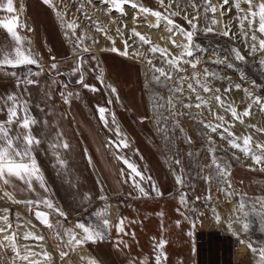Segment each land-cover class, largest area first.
<instances>
[{
  "label": "crops",
  "instance_id": "0c3cea01",
  "mask_svg": "<svg viewBox=\"0 0 264 264\" xmlns=\"http://www.w3.org/2000/svg\"><path fill=\"white\" fill-rule=\"evenodd\" d=\"M17 1L13 0L15 14L19 20L23 16L31 33L26 37L19 28L15 30L24 38L23 49L31 52L38 61V65H33L36 67L33 72L40 71L38 66H44L47 60L58 62L67 59L70 42L51 3L21 0L17 7ZM4 3L6 0H0V5ZM12 15L0 8V20L11 19ZM16 47L11 35L0 25V60L5 57L14 59ZM101 59L102 70L106 73L104 76L111 83L112 79L116 84H119L118 81L123 83L117 87L119 100L99 96L97 105L94 104L95 111L90 108L85 96H71L69 102L65 103L62 97L55 95L46 68L42 67L44 71L41 76L32 77L38 83L28 86L27 91L17 87L18 78H0V87L7 89L0 88V122L7 119V108L11 102L5 104V100L9 94L26 101L30 114L38 121L32 127V134L42 143L35 148L33 155L45 184L42 188L38 181L33 180L32 189L29 190L26 183L10 177V183H2V187L14 201L50 200L55 208L66 213V221L74 223H90L84 219L94 213L93 209L101 211L100 221L107 219L110 222L107 235L102 241L88 243L99 264H155L157 253L154 244L160 239L166 241L164 251L167 257L161 258V264H190L195 241L189 216L176 197L179 187L193 188L198 192V171L202 158L200 155L197 157L192 170L187 163L188 157L181 149L176 153L173 147L171 152L165 151L167 155L157 152L151 140L160 135L158 130L145 125L150 120V114L147 102L139 92L141 82L136 66L119 53L102 51ZM12 72L14 70L0 67L2 77L10 76ZM133 91L136 97L132 96ZM108 100L112 101L110 108ZM97 106L108 109L105 113L107 126L100 120ZM145 116L148 119L142 122L141 118ZM148 124L151 125V121ZM117 125L123 137L117 136ZM6 127L10 129L9 135L14 138L15 146L22 149L25 130L20 127V121ZM17 137L19 139H15ZM113 138L116 141L127 139L129 147L117 149L109 143ZM56 142L69 145L68 149L61 147L56 150L63 165L58 163L57 155L49 147L50 143ZM121 156L134 163L143 175L151 176L150 181H141V187L148 192V196H142L133 186L128 178L129 170L117 158ZM177 159L181 160L183 171L181 165L175 164ZM122 171L124 175H121ZM174 171L182 176V186L177 185ZM136 179L139 180V177ZM248 182L252 186L253 178L250 175ZM153 183L162 195H156ZM32 206L49 211L42 203ZM121 218H125L124 232L118 233L115 225Z\"/></svg>",
  "mask_w": 264,
  "mask_h": 264
},
{
  "label": "snow or ice",
  "instance_id": "6c2138e0",
  "mask_svg": "<svg viewBox=\"0 0 264 264\" xmlns=\"http://www.w3.org/2000/svg\"><path fill=\"white\" fill-rule=\"evenodd\" d=\"M45 4H50V0H43ZM94 0H80V6L77 8V11L81 13V15L87 17V13L83 11L84 6L86 4H93ZM106 5H110L109 11H116L120 12L121 15H126L124 5H130L131 8L139 10L140 13H151L152 16L157 18V23L155 25H151V27H159V22L161 19L167 21V31L171 34L169 39L175 48L180 49L178 54H172L165 48H160L158 45H152L149 48V51L153 54L160 53L163 57L161 63L163 65H167L165 67H157L153 64L151 59H147L145 57V53L140 52L138 49L133 48L132 44H129L128 40H124V50L121 51L117 47L113 46L110 50L112 52H118L121 56H141L147 59V64L149 67V71L152 73L151 79L147 81L146 87H151L153 82L158 85L163 86L169 93V97L167 100L160 95L158 92H153L151 94V99L153 102L154 109H163L164 111H157V115L155 117L157 123V130L164 132V138L168 139V129H167V121L172 120L175 122L177 116L180 115H191V112L188 113L180 112L177 109V105H180L184 109L191 110L193 108V104L191 103V96L188 94L193 93L195 94V98L197 103L195 104L196 108H200L201 106H206L209 101L205 100L200 93L197 91V87L203 89L204 92H211L213 93V98L219 104L220 107L224 108L227 112H230L233 121H239L241 124L244 123V117H247L251 114V109L253 106H259L261 113H264V97L262 96H254L251 91L247 88L244 89V94L246 99L249 101L247 106L244 108L242 112H238L237 108L234 104L228 103L227 98H222L219 88H212L211 85L207 82L206 78L211 77L212 79H226L227 77H222L219 75L217 71H212L207 67H204L203 74L195 71L197 66L204 63L202 57L197 56L196 53L200 50V45L195 44L193 42V38L198 32V24L196 21L204 20L206 22V26L204 31L206 33L214 32V26L219 23V21L215 17V13L217 11L220 12V16L224 18L227 12H230L232 9H235L236 16V26L239 29V33H235L231 27V22H226L224 24V30L222 31L221 35L224 37H228L229 39L236 40L238 38H243L245 42V47L249 49L248 55H255L257 52L264 53V0H222V3L219 5H215L211 3V0H200V3H197V0H188L187 4L181 5L180 0H168V8L170 9L172 5L176 6L175 11H167V14H163L160 11H153L148 7H144L143 5H138L135 0H103ZM165 0H160V4L163 6ZM242 4L247 5V8L241 7ZM192 8L195 14H190L187 9ZM0 8H3L7 13L13 14L11 19L0 20V25L7 32L11 35V38L15 41L17 47L15 48V58L11 59L5 57L3 60H0V67L8 66L10 68H17L23 67L27 65H38V61L33 58L31 52H27L23 49V40L24 38L17 34L16 28H25L26 24L21 22L18 16L15 14L16 9L13 5V0H6V3L0 5ZM20 12H23V7L20 8ZM181 13L184 14V19L188 22L191 27L190 31H186L182 26L175 24L172 17L180 15ZM212 13L213 15L210 17L208 14ZM58 16H61V13L57 12ZM133 21L139 19L138 16L132 17ZM258 24V27L255 25ZM78 27L76 21L70 20L66 23V28L68 32L66 35L71 38L72 36H76L75 29ZM97 30H101L99 25H96ZM123 27H127V25H123ZM31 30V29H29ZM117 34L123 37L124 32L121 30L120 27L116 29ZM260 33V36H257L256 33ZM177 33L184 36L187 43L184 44H177L173 36ZM131 37H137L140 42L143 44H150L149 39L142 35L140 32L136 31L135 28L131 29ZM111 39V37H109ZM251 41V43H249ZM135 43V41H134ZM83 35L78 36L76 38V47L80 49L81 53L88 52L89 49L87 47H83ZM115 44V41H113ZM133 48L132 52H129V49ZM234 57L236 61H244L245 56L241 54V51L233 46L230 49L229 56H224L223 58L217 57L211 60V63L216 65H225L228 68H232L233 64L229 57ZM94 59V57H93ZM84 63L81 60L76 68L73 69V73H79V79L76 81L86 89H89L93 92L99 91V89L95 85H89L84 82V70L82 68V64ZM259 65L264 66V59H260L258 61ZM183 65H188L191 69H193L190 76L188 75H175V73H183L187 70L183 67ZM52 70H57V64H51ZM44 69L41 67L40 71L33 72L29 69L23 78L17 79V87H23L25 91H27L28 86L34 85L38 83V80H34L32 77H39L42 75ZM59 74V73H58ZM11 75L15 76L16 73L12 72ZM203 75V78L201 76ZM99 79V77L97 78ZM191 80L195 83H188L187 90L184 87L185 81ZM56 83V81H53ZM67 87V86H65ZM106 88L111 89V93L113 95H117V89L112 85H105ZM237 90L241 89V84H235L234 86L230 85L228 88H225L224 91L230 92L232 88ZM61 95L64 97V102H69V97L72 96V92H67V95L64 92H61ZM185 99L189 102L185 103ZM11 102V106L7 108V119L5 122H0V181H3L4 184H9L10 177H16L19 180L23 181L27 184L28 189H32V181L36 180L40 183V186L43 188L45 187L44 184V176L40 170V167L37 163L33 152L35 148L39 146L42 141L41 139L37 138L32 134V127L35 126L38 121L30 114L28 103L26 101H20L18 97L14 94L7 95L5 100V104ZM109 104L112 103L111 100L108 101ZM97 110L100 116V120L107 126V119L105 113L108 111L105 107L97 106ZM167 113V114H165ZM22 114V116H21ZM216 120L220 121L219 124H212V123H203V121H199L203 123L204 128L208 129L212 133H216L220 136V138L227 139L229 145L233 149H238L239 151L243 152L246 157L250 156L252 162L255 165L260 166L259 170L264 171V144L257 142L256 149L260 150V154H257L256 150L251 147L252 136L251 135H244V136H237L233 131H231L232 124L228 121H225L223 116L215 115ZM195 119V117H193ZM148 119L147 116L142 117L141 121ZM17 120L20 121V127L25 130V135L23 136L24 147L18 148L15 146V140L13 137L9 135L10 129L6 127V125H11ZM164 122L163 125L161 122ZM46 123V122H45ZM113 123H115V117L113 116ZM227 125V127L225 126ZM250 127H255L251 125ZM219 130V131H218ZM118 137H123V133L121 129L117 125L115 129ZM183 131V130H181ZM257 131H264V129H257ZM227 133V135H225ZM201 136H205L206 133L201 132ZM230 138V139H229ZM15 139H19L18 137ZM187 143H191V137H185ZM210 145L214 144L211 136L207 137ZM110 144L114 145L117 149L120 148H127L129 147V142L127 139H120L118 142L116 141H109ZM171 143V140H169ZM49 147L53 149L54 154L57 155L58 163L63 165V160L60 159L59 153L56 151L59 148L68 149L69 145L65 142L63 144L56 142L50 143ZM211 153V163L206 167L211 169L208 176L205 177L206 181L215 180L217 183H224L228 182V186L231 187V183L228 181V177L230 175V165H226L221 162V158L215 155L216 149L215 147H210ZM189 157L193 155V153H188ZM122 161V163L127 167L128 171V178L132 181L133 186L139 191L142 196H148V192L145 191L143 187H141V181L148 182L152 178L151 176L143 175L137 168L134 163H131L128 159L124 157H117ZM236 159H239L236 157ZM176 165H181V160H175ZM251 170H257L252 168ZM181 171H183V167L181 165ZM175 175L176 183L178 186H182L184 181L182 176L176 174L175 171L173 173ZM121 175H124V172H121ZM139 177V180L136 178ZM127 182V181H126ZM153 191L156 193L157 196L162 195V193L156 188L155 184L152 185ZM223 191V189H221ZM231 195V193H227ZM5 196H8V193H4ZM87 198V197H86ZM210 199L211 197H206ZM9 199L11 197L9 196ZM100 199H104V197H100ZM200 197H197L199 200ZM16 203H26L30 208L33 204H43L47 209L58 213L59 216L66 218V213L59 209L55 208L53 203L50 200H43V201H14ZM180 202L181 204L187 205L188 200L184 193L180 195ZM257 202L260 203L261 208H264V200H260L257 198ZM248 205L244 202L243 198H241V202L238 205V208L234 211L238 213H242L243 217L250 218L252 216L258 217L261 222H264V211H257L255 204L251 205L250 211H245V208ZM5 212L10 210L4 209ZM36 218L41 221L46 226L55 227L54 225L50 224L49 222V213L45 211L37 210ZM93 215L97 218V223H84V222H77L75 224V228L80 230V233L75 232L73 229H65V235L68 236V240L66 241L67 246H79L84 245L89 242H99L105 239L108 229L110 227V222L107 219L100 221V217L102 216V212L97 210L93 213ZM163 215L162 213L160 214ZM4 221V225L0 226V233H4L2 239H0V249H7L11 248V251L14 253L13 264L16 261H19L20 264H39V261L35 259H30V257H36L40 255L37 252L31 251L28 245H18L16 243V233L12 232V234H8V229L11 228V223L9 222V217L7 215L0 217ZM217 222L220 221V217H216ZM240 219V216H237V220ZM249 223H244L243 227L247 231L250 226ZM59 223V222H57ZM124 223L125 218H121L115 225V229L118 233L124 232ZM19 226V225H17ZM231 227V225H229ZM59 235V233H58ZM24 239H33V240H42L43 237L35 236L32 232H25ZM7 242V243H6ZM122 243V242H121ZM244 243V241H241ZM166 241L164 239H160L158 243L154 244V251L157 253L155 255V264H161V258L163 257L166 259V253L164 251ZM247 247L249 250L258 256L257 264H264V243L261 244L259 248L253 247L252 243H248ZM21 248L24 249L21 252ZM68 255L67 252H60V257L63 259ZM45 259H50L49 254L47 252L43 253ZM3 257H0V260H3ZM89 264H96L95 260L89 261Z\"/></svg>",
  "mask_w": 264,
  "mask_h": 264
},
{
  "label": "rangeland",
  "instance_id": "374dc122",
  "mask_svg": "<svg viewBox=\"0 0 264 264\" xmlns=\"http://www.w3.org/2000/svg\"><path fill=\"white\" fill-rule=\"evenodd\" d=\"M19 3L21 0H18ZM135 2L138 5H143L144 7H148L149 9L153 11H160L163 14H167V11H175L176 6L172 5V7L169 9L168 6V0H165L164 5L162 6L160 4V0H135ZM257 2H260V0H257ZM51 5L53 6L54 10L61 13V16H58V20L61 23V26L64 30V33L68 32V29L66 28V23L70 20H75L78 27L75 29L76 36H72L71 38L68 37L70 42V54L68 55L67 59L73 58L72 61L67 62L66 64L62 65L59 64L57 61H49L47 60L44 66H38V68L43 67L44 69H48V72L46 74L48 75L49 81L52 84L53 90L55 95L60 96L64 99V97L61 95V92H64L65 95H67V92H72V96L78 95V97L85 96V98L90 102V108L92 110L95 109V105H97L98 97L102 96L103 98L112 97L117 100H119L120 92H119V84L120 81H118L119 84H116L114 80L112 79L113 83H111L107 77L104 75L106 74L104 70H102L101 65V57H102V51H109L110 48L104 46L103 43H99L98 47L96 49L92 50L89 49L86 46L85 39L88 38L89 35L88 31L83 27V24H89L88 20L90 16L87 15L88 18H85V16L81 15L80 12L77 11V8L80 6V0H50ZM181 5L187 4L188 0H180ZM197 3H200V0H197ZM212 4L219 5L222 3V0H211ZM88 4L84 6L83 11L85 12V7ZM241 7L247 8V5L242 4ZM167 9V11H166ZM187 11L190 14H195L194 10L192 8H188ZM86 13V12H85ZM151 14V13H148ZM210 17L213 15L212 13L208 14ZM236 12L235 9H232L230 12L226 13V16L222 18L220 16V12L217 11L215 13L216 19L219 21L214 28V32L212 33H206L204 31V28L206 26V22L204 20H198L196 23L198 24V32L193 38V42L195 44L200 45V50L197 51L196 55L203 58L204 63L197 66L196 70L197 72L203 74L204 67L209 68L212 71H217L220 76L227 77L226 79H212L211 77H207V82L211 85L212 88H219L222 98H227L228 103H232L237 108L238 112H242L244 108L247 106V103L249 102L244 94V89L247 88L249 91L253 93L254 96H262L264 97V66L259 65L258 61L260 59H264V53L257 52L255 55H248L249 49L245 47V42L243 38H238L236 40L229 39L228 37H224L221 35L222 31L224 30V24L226 22H231V27L235 33H239V29L236 26V20H235ZM175 24H178L182 26L186 31H190L191 27L188 24V22L184 19V14L181 13L180 15L172 17ZM127 22L125 20H122V22H118V26H120L121 30L124 32V35L122 37V49L124 50V43L123 41L127 39L129 41V44L133 45V48L138 49L140 52L145 53V57L147 59H151L153 61V64L157 67H165L167 68V65H163L161 63L163 57L160 55V53L153 54L149 51V48L153 44L150 40V44H143L138 40L137 37H131V28L130 30L123 27ZM258 27V24L255 25ZM21 33L24 36H30L31 32L25 31V29L19 28ZM126 31V32H125ZM137 31V30H136ZM99 31L94 30V34H99ZM127 33V34H126ZM141 33V32H140ZM142 35L145 33H141ZM179 34V33H178ZM257 36H260V33H256ZM83 35V47H87L89 49L88 52L81 53L80 49L76 47V38L78 36ZM147 38L148 35L145 34ZM144 35V36H145ZM181 35V34H180ZM183 36V35H181ZM91 37V36H90ZM184 37V36H183ZM264 38V37H261ZM185 40V38H184ZM135 41V43H134ZM184 43H187L185 40ZM183 43V44H184ZM251 43V41H249ZM146 45V46H145ZM235 46L240 51L241 54L245 56L244 61H236L234 57H229L231 59V62L233 64L232 68H228L225 65H216L211 63L212 59H215L217 57L223 58L224 56H229L230 49ZM133 48L129 49V52L131 53ZM148 48V49H147ZM172 50V54H178ZM118 54V52H114ZM101 54V57H100ZM77 55L82 56L81 60L84 61L82 64L83 66V74H84V82L89 85H95L99 91L93 92L89 89H86L82 86V84L77 83L76 81L79 79V73H73V69L76 68L78 61L80 62V57L77 60ZM94 57V59H93ZM123 58L129 59L132 61V63L136 66L138 72H139V78L141 85H139V92L140 95L146 100L148 111L150 114V120L146 122V126L149 128L151 127L150 124H148L150 121L156 123V115L157 111H164L163 109H154L153 102L151 99V94L153 92H158L160 95H162L165 100L168 99L169 93L168 91L161 85L156 84L153 82L151 87H146V83L148 80L151 79L152 73L149 71V67L147 64V59L145 57L141 56H122ZM76 61V66H75ZM56 63L57 64V70L51 69V64ZM183 67L187 70L183 73H175V75H188L190 76L193 69H191L188 65H183ZM3 68L7 69H13L7 66H4ZM36 68L33 65H27L23 67H17L14 68L16 75L15 76H7V77H0V78H9V79H17V78H23L25 73L31 69L32 71ZM59 73V74H58ZM99 77V79H97ZM116 78V76L112 77ZM202 79L203 75L201 76ZM67 79L69 81H72V84L69 85L68 88L60 89L61 87V81ZM106 80V81H105ZM53 81H56V83H53ZM123 81V80H122ZM114 83L116 85H114ZM188 83H195L194 81L187 80L185 81L184 87L187 90V84ZM235 84H241V89L237 90L234 87L232 88V91L225 92L224 89L228 88L230 85L234 86ZM105 85H112L117 89L118 98L117 95H113L111 93V89L106 88ZM2 88L1 90H7L6 88ZM197 91L200 93V95L205 99L208 100L209 103L206 106H201L200 108H196L195 104L197 103L195 94L188 93L191 96V103L194 105L191 110L184 109L180 105H177V109L180 112L188 113L191 112V115H180L177 116L175 119V122L172 120L167 121V129H168V139L164 138V132H159V138H154L151 140L157 149V152L168 153L171 152V148L174 147L175 152L177 153L180 149L186 154L187 163L188 166L193 170L194 165L197 161V157L200 155L202 158V164L199 166L198 171V193H203V187L205 183V177L209 175L211 169L209 167H206L207 165H210L211 163V153H210V147H215L216 152L215 154H222L228 156V163H224L226 165H230V176L233 177L234 183L238 186V188L241 190L242 193H255L258 195H264V185L261 184V182H264V171H260L259 168H255L249 165H246L242 163L241 157L243 158H249L250 156L246 157L243 152L239 151L238 149H233L227 139H221L219 135L216 133L210 132L208 129L204 128L203 123H212V124H219L220 121L216 120L215 115L223 116L225 121H228L230 124H232L231 131H233L237 136H244V135H251L252 136V142L251 147L256 150L257 154H260V150L256 149V143H262L264 144V131H257V129H264V113H261L259 106H253L251 109V114L247 117H244V123H240L239 121H233L232 116L230 112H227L224 108L220 107L219 104L216 102V100L213 98V93L211 92H204L202 88L197 87ZM133 97H136V92H132ZM135 94V96H134ZM130 96V93L128 94ZM109 101V100H108ZM189 102L187 99H185V103ZM111 104L108 103V107L110 108ZM167 114V113H165ZM195 117V119L193 118ZM199 121H203V123H200ZM164 122L162 121L161 124ZM251 125H254L255 127H250ZM227 127V125H225ZM183 130V131H181ZM219 131V130H218ZM204 132L206 133L205 136H201L200 133ZM227 135V133H225ZM211 136L212 140L214 141V144L209 143L207 137ZM185 137H191L192 142L189 144L187 143ZM108 139L111 137H107ZM230 139V138H229ZM113 141H116V138L112 139ZM169 140H171V143H169ZM118 142V141H116ZM179 149V150H178ZM164 150V151H163ZM166 151V152H165ZM191 152L193 155L189 157L188 153ZM238 157L239 159H236ZM208 160V161H207ZM252 168H255L257 170H251ZM232 170V172H231ZM248 175H250L253 178V183L255 184L253 187L250 186V183L247 182ZM3 181H0V188H2ZM252 183V182H251ZM4 184V183H3ZM224 186V184L222 183ZM237 188V189H238ZM238 189V190H239ZM17 201H22L20 199H16ZM22 204V203H20ZM24 204V211L18 210L17 207H15L14 203L7 202L4 197L0 194V216L3 217L7 215L9 217V222L11 223V228L9 234H12V232L16 233V243L18 245H28L31 251L37 252L40 255L36 257H32L33 259L39 261V264H89V261L95 260L96 264H99L97 259L94 257V251L93 248L87 243L84 245H73V246H67L66 241L68 240V236L65 235V229H73L75 232L80 233L79 229L75 228L74 222L71 220L66 221L64 218L61 222V225L59 227H49V226H41L36 227L34 224V221L32 220V211L31 209L35 206H31V208L26 204ZM4 209H8L10 211L5 212ZM97 211V209H93V212ZM35 220V219H34ZM85 222L90 223H97V218L91 214L89 215L88 219H84ZM36 221V220H35ZM37 222V221H36ZM4 223V222H3ZM34 223V224H32ZM19 225V226H17ZM1 226V222H0ZM27 226L32 227L33 232H35V236L43 237L42 240H33V239H24V233L30 232L27 228ZM59 233V235H58ZM4 233H0V239H2ZM249 237L251 240H249L251 243L254 242H263L264 241V230L257 229L255 224L251 227ZM7 243V242H6ZM21 248V252L24 251V249ZM81 250H87L86 254L87 259L85 258L84 254L80 252ZM67 252L68 255L61 259L60 252ZM193 254L191 257L190 264H231V252H230V241L228 238H221L217 236L216 234L207 232V233H197L195 238V244L193 249ZM47 252L49 254L50 259H45L43 256V253ZM77 252H79L77 254ZM82 253V254H81ZM0 257H3V260H0V264H13V257L14 253L11 251V248L7 249H0ZM83 258V260H82ZM85 259V260H84ZM18 261L15 262L17 264Z\"/></svg>",
  "mask_w": 264,
  "mask_h": 264
},
{
  "label": "built area",
  "instance_id": "2783aa9c",
  "mask_svg": "<svg viewBox=\"0 0 264 264\" xmlns=\"http://www.w3.org/2000/svg\"><path fill=\"white\" fill-rule=\"evenodd\" d=\"M17 7H19V1L16 2ZM20 17V21L25 24V20ZM25 31H30L29 27L23 28ZM7 69V68H6ZM9 70V69H8ZM13 70V69H12ZM15 72V70H14ZM12 76V75H10ZM0 77H2L0 75ZM7 77V76H4ZM217 157L221 158L222 163H228V156L222 154H215ZM170 170V165L168 164ZM228 181L231 183V187L225 188L222 184L217 183L215 180L207 181L202 194L196 192L193 188L189 187H179L177 193V199L180 201L181 193L186 195L188 200L187 205H182L189 216L192 237L195 241L197 233H213L221 238H228L230 241V252H231V264H257L258 256L254 255L247 247L249 240V233L251 227L256 226L260 230H264V222H261L258 217L252 216L250 218L243 217L242 213H238L234 210L238 208L241 198H243L246 205L245 211H250V206L255 204L257 211H264L261 208L257 198L264 200V195H258L255 193H242L237 187L232 183L231 176L229 175ZM252 183V187H253ZM264 185V182H261ZM223 189V191L221 190ZM227 193H231L228 195ZM211 197L207 199L206 197ZM197 197H200L197 200ZM49 213V222L55 227H59L64 217L58 215V213L51 210ZM240 219L237 220V216ZM220 217V221L217 222L216 217ZM36 227H41L40 223L36 222L34 218L32 219ZM249 229L246 231L243 227L244 223H249ZM59 222V223H57ZM231 225V227H229ZM46 227V225H45ZM244 241V243H241ZM263 242L252 243L253 247L259 248Z\"/></svg>",
  "mask_w": 264,
  "mask_h": 264
},
{
  "label": "bare ground",
  "instance_id": "6f19581e",
  "mask_svg": "<svg viewBox=\"0 0 264 264\" xmlns=\"http://www.w3.org/2000/svg\"><path fill=\"white\" fill-rule=\"evenodd\" d=\"M109 8H110V5H106L103 2V0H94L93 4H88L85 7V12L87 13L88 16H90L89 19H87L89 24H83V27L89 33V35L87 36L88 38L85 39L86 46L89 49L94 50V49H96V47H98L99 43H103L104 46H106L110 49L113 46H115L121 50L122 49L121 44H122V40L124 38L122 39V37L119 34H117L116 29L120 26H118V24H116V23L122 22V20H125L127 22L126 23V25H127L126 29L130 30L131 28H135L138 32L147 34L149 37L148 39L149 40L151 39L150 41L153 44L158 45L160 48H165L169 52H172V50H174L175 47L173 46V44L171 43V40L169 39V36L171 34L167 31L168 25H167L166 20L161 19L159 22L158 28L157 27H151V25H155L157 23V18L152 16L151 14H148V13H140L138 8L133 9V8H131L130 5H124L125 12L127 14L123 15V16L121 15L120 12H116V11L110 12ZM133 16H138L139 19L134 22L132 19ZM96 25H99V27L101 29L98 32L99 34H94V30H97ZM145 34H143V35H145ZM109 37H111V39H109ZM172 39H174L177 44H183L185 41L184 37L178 33L175 36H173ZM125 40H127V39H125ZM113 41H115V44H113ZM175 50L178 53L180 51V49H178V48H176ZM72 60H73V58L65 59V60L59 61L58 63L64 65L67 62H70ZM74 97L78 98V95H76ZM151 126H152V128L155 129V131H157V125L155 124L154 121L151 122ZM240 161L246 165H249V166H252L255 168L260 167L258 165H255L252 162V160L249 158L241 157ZM220 184H222V183H220ZM223 184H224L225 188L229 187L228 182H224ZM5 192L6 191L3 189V187L0 188V194L4 197V199L7 202H9V203L13 202L15 207L18 208V210L24 211L25 206L20 204V203L14 202V200H12V198L9 199V195L8 196L4 195ZM0 222H1V226H3L4 221L2 219H0ZM41 225H43V224H41ZM43 226H45V225H43ZM27 228L30 232H32L35 235V232H33L32 227L27 226ZM9 232H10V229H8V234H9ZM80 252H82L84 254L85 258L87 259V255H85L86 250H84V251L81 250ZM78 253L79 252H77V254ZM30 259H33V258L30 257ZM82 260H83V258H82Z\"/></svg>",
  "mask_w": 264,
  "mask_h": 264
},
{
  "label": "water",
  "instance_id": "95a60500",
  "mask_svg": "<svg viewBox=\"0 0 264 264\" xmlns=\"http://www.w3.org/2000/svg\"><path fill=\"white\" fill-rule=\"evenodd\" d=\"M80 56H78V58H79ZM78 63H79V61H78ZM77 63V64H78ZM13 200V199H12ZM37 210H39V211H45V212H48V210H46V209H44V208H41V207H33L32 209H31V211H32V217L35 219V220H37L40 224H43V223H41V221H39L37 218H36V215H35V213H36V211ZM44 225V224H43ZM17 264H20V262L18 261L17 262ZM24 264H27V262H24Z\"/></svg>",
  "mask_w": 264,
  "mask_h": 264
},
{
  "label": "flooded vegetation",
  "instance_id": "af4514ba",
  "mask_svg": "<svg viewBox=\"0 0 264 264\" xmlns=\"http://www.w3.org/2000/svg\"><path fill=\"white\" fill-rule=\"evenodd\" d=\"M82 56L83 55L80 56V61H81ZM77 60H78V55H77ZM54 62H56V61H54ZM75 66H76V61H75ZM82 68H83V66H82ZM78 78H79V76H78ZM71 84H72V81H69L67 79H64V80L61 81V87H60V89L68 88L69 85H71ZM65 86H67V87H65Z\"/></svg>",
  "mask_w": 264,
  "mask_h": 264
},
{
  "label": "trees",
  "instance_id": "16d2710c",
  "mask_svg": "<svg viewBox=\"0 0 264 264\" xmlns=\"http://www.w3.org/2000/svg\"><path fill=\"white\" fill-rule=\"evenodd\" d=\"M231 180H232V183L238 188V186L234 183L233 181V177H231ZM247 182H248V179H247ZM239 189V188H238ZM240 190V189H239ZM241 191V190H240ZM246 193H249V192H246Z\"/></svg>",
  "mask_w": 264,
  "mask_h": 264
}]
</instances>
